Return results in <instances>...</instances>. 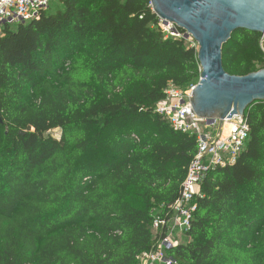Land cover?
<instances>
[{
	"label": "trees",
	"instance_id": "16d2710c",
	"mask_svg": "<svg viewBox=\"0 0 264 264\" xmlns=\"http://www.w3.org/2000/svg\"><path fill=\"white\" fill-rule=\"evenodd\" d=\"M55 1L0 34V264H138L197 154L156 109L170 83H199V46L164 33L151 0ZM262 37L232 34L229 75L264 70ZM245 117L250 138L201 183L176 264H264L263 102Z\"/></svg>",
	"mask_w": 264,
	"mask_h": 264
},
{
	"label": "built area",
	"instance_id": "2783aa9c",
	"mask_svg": "<svg viewBox=\"0 0 264 264\" xmlns=\"http://www.w3.org/2000/svg\"><path fill=\"white\" fill-rule=\"evenodd\" d=\"M49 6L50 0H0V34L5 25L32 21ZM161 27L168 36L179 39L186 36L174 24L162 22ZM190 41L195 43L192 38ZM260 46L264 53V36ZM195 88L180 91L170 83L165 99L156 109L175 131L195 137L198 150L187 169L179 198L169 207L168 214L154 220L153 230L159 233L158 241L151 251L137 257L138 264H176L168 251L190 229L197 199L202 197L201 183L210 172L234 165L250 138L251 129L245 115L233 118L198 115L193 107Z\"/></svg>",
	"mask_w": 264,
	"mask_h": 264
},
{
	"label": "water",
	"instance_id": "95a60500",
	"mask_svg": "<svg viewBox=\"0 0 264 264\" xmlns=\"http://www.w3.org/2000/svg\"><path fill=\"white\" fill-rule=\"evenodd\" d=\"M164 24H174L199 46L201 78L193 96L201 116H244L254 102H264V70L248 76L229 75L223 47L237 30L264 36V0H151ZM23 135V134H22Z\"/></svg>",
	"mask_w": 264,
	"mask_h": 264
},
{
	"label": "rangeland",
	"instance_id": "374dc122",
	"mask_svg": "<svg viewBox=\"0 0 264 264\" xmlns=\"http://www.w3.org/2000/svg\"><path fill=\"white\" fill-rule=\"evenodd\" d=\"M62 6L59 4V2L55 1V0H50V6L49 9H47L46 11L48 13L54 14L56 13L57 10L61 9ZM191 38H189V42H190ZM50 137L59 140L61 138V130H54L51 131L48 134ZM180 243H185L187 241V238L185 235H181V238L179 239Z\"/></svg>",
	"mask_w": 264,
	"mask_h": 264
}]
</instances>
